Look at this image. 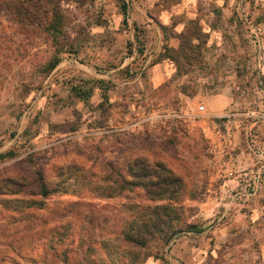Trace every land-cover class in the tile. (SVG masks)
Listing matches in <instances>:
<instances>
[{
    "label": "rangeland",
    "instance_id": "1",
    "mask_svg": "<svg viewBox=\"0 0 264 264\" xmlns=\"http://www.w3.org/2000/svg\"><path fill=\"white\" fill-rule=\"evenodd\" d=\"M25 1L0 0V264H264V208L199 214L214 151L264 150V0ZM141 157L181 177L205 232L134 261L121 239L143 192L115 180Z\"/></svg>",
    "mask_w": 264,
    "mask_h": 264
},
{
    "label": "trees",
    "instance_id": "2",
    "mask_svg": "<svg viewBox=\"0 0 264 264\" xmlns=\"http://www.w3.org/2000/svg\"><path fill=\"white\" fill-rule=\"evenodd\" d=\"M24 3H28V6H21L26 11L38 7V0H26ZM17 12H22L19 6ZM56 15V12L51 14V20H49V27L53 31L56 30L54 23V21L57 22ZM186 32H181L180 37ZM193 37L199 40L200 34ZM183 40L182 38L179 48L183 47ZM58 62L59 56L54 55L44 66L45 72L50 73ZM36 174L35 185L39 189L38 194L45 197L50 193L44 182L43 174L40 170H37ZM115 181L121 187L129 185L132 191L140 189L143 192L144 201L135 202L132 206V214L130 215L132 219L122 232L121 239L125 246L132 249L134 261L140 259L141 256L143 258L150 256L153 248L158 252L160 247L169 246L172 238L180 232L185 230L201 231V228L195 224L187 223L186 211L190 208L177 202V195L182 187V179L164 162L155 161L151 163L146 158H136L132 161V180H126L119 173L118 179ZM3 185L11 193H20L28 187L25 181L20 182L13 178H6ZM34 203L33 205L43 206L42 201H35Z\"/></svg>",
    "mask_w": 264,
    "mask_h": 264
},
{
    "label": "crops",
    "instance_id": "3",
    "mask_svg": "<svg viewBox=\"0 0 264 264\" xmlns=\"http://www.w3.org/2000/svg\"><path fill=\"white\" fill-rule=\"evenodd\" d=\"M157 64L160 65L158 62ZM161 74L162 72L159 76L157 75L158 78L164 77ZM217 100L218 98L216 97V99L214 98L210 102L214 103V101ZM220 100L221 102H224L225 105H232L231 102H228L226 95H224V99ZM225 122H230V119ZM261 127H264V121L258 126V128ZM234 145V143L230 144L219 152L214 151V159H212L214 160V168L212 171L213 180L208 189L209 194L206 199L200 203L199 209V214L205 218L211 217V215H214L216 218H228V211L222 207L227 208L228 205L232 203L240 206H245V204L250 206L252 208L251 218H257L259 209L264 208V180L260 178L262 173L264 175V150L262 149L252 153L246 150H236ZM248 177H253L252 184L249 181L244 182ZM233 185H236V188H234L235 186ZM232 189H236L237 193L236 196L229 198V193ZM261 198L262 200H260ZM257 201L259 202L258 204ZM237 213L244 214L241 209H239ZM186 232L190 235L192 233L204 234L205 231L202 228L200 232ZM174 240L177 241L179 239ZM178 242L179 241H177V243ZM170 253L172 252L169 251V255H171Z\"/></svg>",
    "mask_w": 264,
    "mask_h": 264
},
{
    "label": "built area",
    "instance_id": "4",
    "mask_svg": "<svg viewBox=\"0 0 264 264\" xmlns=\"http://www.w3.org/2000/svg\"><path fill=\"white\" fill-rule=\"evenodd\" d=\"M199 109H203V106H200ZM225 117L230 116L229 114L224 115Z\"/></svg>",
    "mask_w": 264,
    "mask_h": 264
}]
</instances>
